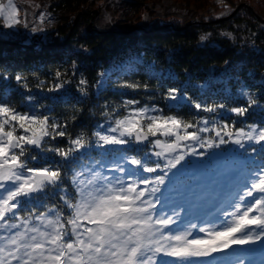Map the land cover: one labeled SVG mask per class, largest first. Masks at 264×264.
Masks as SVG:
<instances>
[{
  "label": "snow or ice",
  "instance_id": "obj_1",
  "mask_svg": "<svg viewBox=\"0 0 264 264\" xmlns=\"http://www.w3.org/2000/svg\"><path fill=\"white\" fill-rule=\"evenodd\" d=\"M19 13L14 0H0V27L27 28L26 18ZM39 18L43 22L45 13ZM31 30L42 31L35 25ZM209 37L201 35L200 41ZM72 66L76 67L75 61ZM148 68L155 74L154 64ZM113 70L120 69L100 73L99 86L111 78ZM55 76L61 78L62 73L56 71ZM250 79L255 80V73ZM15 80L28 87L22 74L17 73ZM65 83L69 81L61 80L48 91L61 90ZM87 84L81 78L78 91L83 96H87ZM253 86H241L246 103L229 111L244 119L258 112L259 123L235 127L234 121L230 126L217 120L224 104L192 100L187 91L172 87L165 98L175 105L190 101L196 109L215 115L193 124L177 115H164L155 104L125 99L111 107L106 102L102 113L106 124L98 125L91 136L83 132L69 136L67 148L51 144L57 136L66 135L67 124L51 115V106L29 96L22 104L28 111L21 112L0 98V264H245V260L264 264V161L255 162L258 151L264 154V102L260 99L264 91L254 92ZM122 87L141 85L124 81ZM259 87L264 90V77ZM133 142L143 147H118ZM230 143L243 151L233 150L222 182L200 184L196 171L209 167L220 155L206 150ZM37 149L39 157L32 155ZM97 149L98 159L92 156ZM133 150L137 154L129 155ZM49 154L61 160L48 163L54 159ZM190 157H207L209 162ZM37 159L44 162L43 167L32 166ZM57 194L63 207L47 203ZM38 207L45 211L38 212ZM257 242L258 262L255 248L243 254L214 255L232 245Z\"/></svg>",
  "mask_w": 264,
  "mask_h": 264
},
{
  "label": "trees",
  "instance_id": "obj_2",
  "mask_svg": "<svg viewBox=\"0 0 264 264\" xmlns=\"http://www.w3.org/2000/svg\"><path fill=\"white\" fill-rule=\"evenodd\" d=\"M125 1L128 6L142 4L138 0ZM91 5H94L93 0H51L47 7L51 14L58 17V21L45 37L35 35L41 46L23 50L12 44L16 41L0 43V98L23 112L28 109L22 104L32 96L39 104L51 106V115L60 124L67 120L66 135L57 136L55 140L49 138L53 146L67 148L69 136L75 138L81 132L91 136L96 126L107 120L102 115L106 102L111 107L122 104L125 99L138 100L141 105L155 104L164 115H177L193 124L202 117L215 115L196 109L190 101L175 105V102L165 98L167 90L172 87L187 91L192 100L224 104L225 108L219 110L217 120H225L230 126L234 121L235 127L260 122L258 112L244 119L229 111L246 103L240 92L242 85H254V92L264 91L259 87L264 77V20L251 5L241 6L238 12L229 13L230 18L224 16L199 21L189 18L181 23H171L156 17L141 27H97L89 24L91 10L88 8ZM190 19L193 21L187 23ZM204 34H210L209 40L201 42L200 36ZM253 41L255 48L252 47ZM83 48L89 51L85 53ZM73 61L76 62L75 68ZM150 64H154L155 74L149 71ZM117 68L120 70H113L111 78L102 87L98 85L102 71ZM56 71L62 73L61 78L55 76ZM17 73L25 77L27 88L23 81L15 80ZM253 73L255 80L250 79ZM81 78L88 81L87 96L78 91ZM61 80L69 83H65L61 90L48 91ZM124 81L140 84L141 87H122ZM144 84L148 85L146 89ZM260 99L264 102V96ZM117 111L120 115L125 114L119 109ZM47 147L48 144L45 145ZM40 153L39 149L32 151V155L38 157ZM49 155H53L54 159L48 163L61 160L58 155ZM263 159L264 154L258 151L255 160ZM32 166L43 167L44 162L37 159ZM71 176L72 173L67 172L69 183ZM47 203H59L63 207L58 194L49 198ZM37 210L44 212L45 208L38 207ZM26 211L21 215H25Z\"/></svg>",
  "mask_w": 264,
  "mask_h": 264
},
{
  "label": "rangeland",
  "instance_id": "obj_3",
  "mask_svg": "<svg viewBox=\"0 0 264 264\" xmlns=\"http://www.w3.org/2000/svg\"><path fill=\"white\" fill-rule=\"evenodd\" d=\"M51 0H14L20 9V18L25 19L28 22V27L25 28L22 25L8 30L0 27V39L8 41H21L26 38L34 40L36 34H42L46 36L48 31H51L57 25L58 17L51 14L47 5ZM141 5L128 6L125 0H93L94 5L88 9L91 10V16H89V24H94L97 27H126L134 25L135 27H141L143 23L149 22L150 19L159 17L160 21H171V23H178L185 19H220L224 16H228L229 13L238 12L241 6L251 5L260 18L264 20V0H138ZM132 10L130 11V9ZM45 13V19L40 21V13ZM241 13V12H239ZM135 17V19H134ZM146 17V18H145ZM230 18V16H228ZM77 15L75 16V19ZM188 20L190 23L193 20ZM226 19V18H225ZM144 21V22H143ZM199 21V20H198ZM181 23V22H180ZM2 25V21H0ZM37 26L42 31L33 32L32 26ZM6 33V35H5ZM37 42L40 44V40L37 38ZM40 46V45H39ZM150 105V104H148ZM151 106V105H150ZM107 120L99 123L98 125H105ZM97 125V126H98ZM96 126V130H97ZM107 127L111 126V122H108ZM201 127L203 124L200 125ZM202 135H208L202 133ZM214 135V133H213ZM135 142L126 145L118 146L121 149H134L136 148ZM107 147V146H106ZM259 145H257V148ZM198 151L202 149H197ZM233 150L243 151L238 149L237 145L229 144L222 145L219 149H208L209 153L220 154L216 161L209 164V167L200 168L195 173L196 180L202 185H211L213 182H222L223 174L228 164L232 161ZM98 151L92 152V156L99 158ZM129 155H136V151H129ZM88 159V158H87ZM85 159V161H87ZM193 161H205L208 163L207 157H190ZM264 161V159L262 160ZM262 161L255 160L257 164H261ZM131 166V165H130ZM107 175L109 169H105ZM183 215V214H182ZM2 234V233H0ZM259 242L256 245H232L230 249L225 250L223 253L214 254L215 256H230L232 253L243 254L250 249L255 248L257 250L255 259H259ZM171 259V258H169ZM206 259V258H205ZM259 260H257L258 262ZM247 260H245V264Z\"/></svg>",
  "mask_w": 264,
  "mask_h": 264
},
{
  "label": "water",
  "instance_id": "obj_4",
  "mask_svg": "<svg viewBox=\"0 0 264 264\" xmlns=\"http://www.w3.org/2000/svg\"><path fill=\"white\" fill-rule=\"evenodd\" d=\"M4 42L6 43L8 41L0 39V43H4ZM12 44L15 46H18L20 49H23V50H28L30 48L35 49V48H38L39 45L41 46V44L37 42L36 38L34 40H31L30 38H26L21 41L13 42Z\"/></svg>",
  "mask_w": 264,
  "mask_h": 264
}]
</instances>
